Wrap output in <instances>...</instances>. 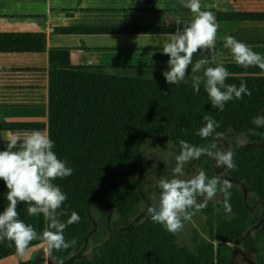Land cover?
I'll list each match as a JSON object with an SVG mask.
<instances>
[{"label":"crops","instance_id":"1","mask_svg":"<svg viewBox=\"0 0 264 264\" xmlns=\"http://www.w3.org/2000/svg\"><path fill=\"white\" fill-rule=\"evenodd\" d=\"M200 2L216 16V50L222 55L214 62L198 51L185 80L170 85L163 75L169 60L163 47L194 16L181 0H0V151L32 130L49 136L51 102L208 100L203 82L199 92L192 86V76H202L203 69L192 73L191 67L200 59L208 60L205 68L217 62L241 67L224 47L229 35L264 56V0ZM243 69L245 77H264L258 66ZM232 70L239 76L240 69ZM18 148L19 143L13 150ZM89 179L54 183L81 185L63 191L66 196H97L90 194ZM7 191L0 180V211L8 205ZM28 207L19 204L17 211ZM23 256L11 259H34Z\"/></svg>","mask_w":264,"mask_h":264},{"label":"trees","instance_id":"2","mask_svg":"<svg viewBox=\"0 0 264 264\" xmlns=\"http://www.w3.org/2000/svg\"><path fill=\"white\" fill-rule=\"evenodd\" d=\"M225 67L230 73L226 84L239 87L245 82L252 96L234 98L226 103L223 112L212 108L210 100L205 98L199 101L49 103V137L54 141L53 151L73 169V174L67 178H90L89 187L92 181L123 180L130 182L132 189L131 194L122 195H108V189H104L103 194L97 196H67L61 206L66 215L60 219L66 222L73 211L78 213L79 222L68 225L64 231L66 241L75 239L77 243L66 250L48 252L49 264L61 261L63 264H230L233 246L243 238L248 227L257 224L258 230L243 241V245L259 264H264V212L261 218H251L240 190L231 189V212H228L231 217L225 218L223 205L217 207L221 210L216 212L210 206L203 210L207 219L206 238L195 235L192 249L179 247L174 235L163 225L152 222L149 215L135 219L140 204L134 193L139 156L144 143L158 136H166L179 151L181 139L201 146L215 142L228 131L250 142L262 143L259 147L235 150L236 168L227 169V175L260 200L264 209V128H256L259 135H248V129L255 128L252 120L264 115V77H245L242 67ZM232 69H240L241 74L232 76V72L237 71ZM205 115L220 123L217 132L222 133L221 136L202 139L197 135L204 125ZM198 162L210 176V158L201 156ZM92 211L101 212L103 219L115 216V220L87 256L84 251L95 231ZM18 213L38 234L48 228L43 214L29 216L23 209ZM258 242L261 251L256 247ZM40 244L46 245L43 240H34L29 248ZM15 254L14 243H0V260ZM17 264L46 263L37 256Z\"/></svg>","mask_w":264,"mask_h":264},{"label":"clouds","instance_id":"3","mask_svg":"<svg viewBox=\"0 0 264 264\" xmlns=\"http://www.w3.org/2000/svg\"><path fill=\"white\" fill-rule=\"evenodd\" d=\"M181 5L189 9L194 16L189 24L177 27L169 42L163 47L162 53L169 57L168 70L164 71L163 75L170 85L185 80L189 66L193 65V56L198 51L208 53L214 62L222 55L216 50L220 26L215 14L209 10H202L200 0H181ZM224 47L230 49L237 65L245 69L258 66L264 70V56L254 52L249 45L229 35L225 37ZM207 63L208 60L200 59L191 67L192 73H199L203 69L202 76H192V86L195 92H199L203 82L212 108L223 112L226 103L234 98L252 96V91L245 82H241L239 87L235 84H226L230 73L222 62H217L215 67L205 68ZM203 121L204 125L197 133L202 139L222 135L217 132L220 123L212 116L205 115ZM252 124L255 128L248 129V135H259L256 128L264 127V115H257ZM18 143L19 148L13 150ZM179 144L180 151L175 157L171 177L158 179L157 186L160 190L158 204L147 210L152 222L163 225L174 235L184 229L185 221H190L197 211L206 208L208 201L218 194L223 196L225 211L231 212L232 184L224 178L223 172H217L215 176L209 178L206 172L200 170L185 179L186 165L201 156H207L215 161L217 169L236 168L233 151L227 148L220 149L214 142L197 146L181 139ZM54 146V141L48 135L39 130H32L22 141L13 139L6 150L0 151V180L8 190L6 195L8 205L0 211V243L5 241L14 243L17 254L21 256L34 240H43L47 252L66 250L77 243L75 239L66 241L64 231L68 225L78 223L80 217L73 211L66 222L60 219L66 215L61 211V206L67 196L54 183L56 179L71 176L73 169L56 155L53 151ZM199 198H203V202H198ZM22 203L29 205L27 208L29 216L43 214L48 222V228L42 234H38L32 225L19 218L17 207Z\"/></svg>","mask_w":264,"mask_h":264},{"label":"rangeland","instance_id":"4","mask_svg":"<svg viewBox=\"0 0 264 264\" xmlns=\"http://www.w3.org/2000/svg\"><path fill=\"white\" fill-rule=\"evenodd\" d=\"M214 143H216L218 148L220 149L227 148L233 152L239 148L247 146L259 147L262 145V143L250 142L244 136L235 134L231 131H228L223 136L216 139ZM178 154L179 150L170 143L169 139L166 136L154 137L151 141H147L144 143L143 149L139 156V171L136 178V186L134 189V193L140 200L135 219H140V217L146 215L148 216V208L158 204L160 192L157 186L158 179L160 177H171L172 170L175 167V157ZM198 161L199 159L194 160L188 165H186V176L184 177L185 179L190 178L191 176L198 173L200 170L206 172L209 178L215 176L217 172H223L224 178L229 180L232 184L231 189H237L243 193L244 203L248 208L250 217H262L264 209L261 201L258 200L253 194L247 192L241 183L231 179L227 175V169H217L215 167V161L210 158L211 175L209 176L208 172L205 171L203 166H201ZM88 184L87 186L89 187ZM80 186L81 185L75 183L60 184V188L62 191H65L66 189H71L73 187L78 188ZM90 188L99 190L98 192H91V195L103 194V192L105 191L104 189H108V195H122L132 193L130 182H124L123 180H117L115 182L92 181ZM198 202H203V198H199ZM222 205V194H218L214 199L208 201L207 206L204 209H208L210 206L213 208V211L216 212L217 210H221V208L217 209V207H220ZM203 210L197 211L195 215L192 216L190 221H185V227L181 232L175 235L173 234L175 237L176 244L179 247L192 249V240L195 235L203 239L206 238L207 219L203 214ZM223 213L225 218L232 216L228 212ZM92 218L95 223V231L94 234L90 237V241L84 251V254L87 256L92 253L93 247L98 244L104 238V236H106V234L108 233L107 230L109 224L113 222V220H115V216L112 215H109V217L103 219L102 214L99 211H92ZM257 230L258 224L248 227V230L244 234L243 238L233 246L230 264H259L258 259L255 258V256H253L249 252H247L243 245V241H245L248 237L254 236ZM256 247L259 251H261L262 248L259 242L256 244ZM32 255L34 258H36L37 256H41L42 259L46 260V263L48 259L46 245L43 244L36 247L34 250H30L27 255L23 256V258H28ZM14 257H18V254H16ZM14 257L11 256L0 260V264H15L17 262V259H11Z\"/></svg>","mask_w":264,"mask_h":264}]
</instances>
